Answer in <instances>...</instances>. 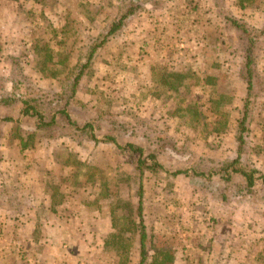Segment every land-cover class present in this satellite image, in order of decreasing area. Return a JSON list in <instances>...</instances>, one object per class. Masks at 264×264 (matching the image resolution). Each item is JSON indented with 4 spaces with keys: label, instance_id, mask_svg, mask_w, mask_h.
Here are the masks:
<instances>
[{
    "label": "rangeland",
    "instance_id": "rangeland-1",
    "mask_svg": "<svg viewBox=\"0 0 264 264\" xmlns=\"http://www.w3.org/2000/svg\"><path fill=\"white\" fill-rule=\"evenodd\" d=\"M131 3L143 9L97 50L73 95L91 47ZM227 17L256 38L250 93L243 78L246 37ZM0 27L10 33L0 41V95L42 91L54 100L46 113L57 117L53 128L35 132L32 119L2 122L20 115L0 111V183L68 185L70 234L61 249L67 264L140 263L143 183L146 264L194 262L191 251L216 226L212 210L225 203L219 196L229 187L218 175L195 174H217L238 157L246 104L250 123L242 161L264 175V0H0ZM172 27L179 29L177 38ZM132 33L148 39L127 35ZM164 35L168 43L161 42ZM64 109L80 124L96 121L121 146L135 143L146 155L156 154L165 170L147 171L141 182L134 157L85 134H70L59 112ZM31 133L34 145L24 150L19 137L27 141ZM185 170L189 176L173 175ZM58 189L52 187L57 201ZM3 190L2 212H20L19 194ZM262 211L250 226L264 229V206ZM92 212L101 213L107 234L95 237L90 251L81 233L96 229V221L87 219ZM0 234L1 241L6 235ZM9 260L26 259L13 251Z\"/></svg>",
    "mask_w": 264,
    "mask_h": 264
},
{
    "label": "crops",
    "instance_id": "crops-1",
    "mask_svg": "<svg viewBox=\"0 0 264 264\" xmlns=\"http://www.w3.org/2000/svg\"><path fill=\"white\" fill-rule=\"evenodd\" d=\"M172 28L178 29V27ZM178 31L179 29L176 31V38ZM165 33L168 34L167 31ZM127 35L145 41L148 39V36H141L139 33ZM7 37H10V33H4L3 27H0V41H5ZM168 40L169 36L164 35L161 42L168 43ZM24 180L27 181V178ZM52 187L59 188L58 201ZM0 189H5L4 194L6 190L15 191L19 194L18 201L22 205L20 212L8 209L5 213L0 206V224L5 222L4 226H0V233L6 235L0 241V264H14L9 260L13 251H16L17 258L26 259L17 260L16 264H67L66 253L61 249L63 243L68 241L70 234L65 216V199L70 193L68 185L65 183H0ZM86 194L89 196L88 193ZM256 201L259 202L252 197L235 198L221 203V207H215L212 215L218 219L217 224L200 236L199 245H195L191 251L194 262L187 264H264V244L261 240L264 229L249 225L250 222L257 224L259 217L263 215V211L261 212L263 205L260 202L261 207L252 204ZM55 205L56 211L53 210ZM90 214L92 216L88 215L87 219L96 221V229L88 226L84 231L86 235L83 236L82 232L81 236L85 249L93 251L95 237L104 238L107 231L104 230L105 221L101 213Z\"/></svg>",
    "mask_w": 264,
    "mask_h": 264
},
{
    "label": "trees",
    "instance_id": "trees-1",
    "mask_svg": "<svg viewBox=\"0 0 264 264\" xmlns=\"http://www.w3.org/2000/svg\"><path fill=\"white\" fill-rule=\"evenodd\" d=\"M143 8L140 4L131 3L128 9L125 10V13L121 15L117 20L112 22L110 26L107 28L105 36L100 43H97L91 47L90 53L87 57V62L83 66L82 70L76 76L73 86V95H75L78 85L84 76V73L87 68L90 67L92 59L96 54L97 50L101 48L109 38L117 35L125 26L126 20L137 14ZM226 20L231 23L235 28L239 29L243 35L246 37V49H245V63H244V71L243 78L246 82L248 92L250 93L256 82V74H255V57H256V48L257 42L256 38L253 36L252 30L248 27L237 21L233 18H226ZM36 92V93H35ZM72 95V97H73ZM49 101V102H48ZM48 102V103H47ZM54 100L49 99V97L43 93L42 91H38L35 89H29V92L26 94H15V93H4L0 95V111H13L16 110L19 112L20 118H6L1 119L2 122H17L21 123L23 119H32L35 124V129L45 130L51 129L56 125L57 117L55 114L51 117L46 113V110L53 107ZM52 105V106H51ZM68 108V104L66 105ZM61 114H64L66 117V121L69 126L72 127L70 129L71 133H82L85 134L91 141L99 144H112L115 145L119 150L125 151L130 156L134 157L133 159L137 171L140 174V180L142 182L144 174L148 172H158L160 169H164V167L157 161L156 154L146 155V150L142 146H138L135 143H127L125 146H121L119 144L118 138L112 134L106 133L103 134V127L100 126L96 121L86 122L84 124H80L71 119L68 112L64 109L63 111H59ZM250 121V113L248 105L246 104L244 115L239 124L238 131V157L230 162L224 164L217 174L211 173L210 175L195 174L196 177H212L214 175H218L223 181L228 185L227 191L222 192L220 194V199L222 202H228L229 200L235 198H247L252 197L257 199L264 206V175L261 174L257 169L252 168L250 165L245 164L242 161V155L245 153L246 146V136L249 131L248 125ZM74 132V133H72ZM36 138V133H31L28 135L27 141L23 139V137H19L22 148L24 150H28L34 144V140ZM145 138V136H144ZM32 141V142H31ZM174 150H177L175 145L173 146ZM137 156L139 157L138 159ZM151 161V163H150ZM190 172L185 171H176L173 173L175 176L184 175L189 176ZM240 182H237L238 180ZM229 191V193H227ZM231 192V194H230ZM140 204H139V217L141 223V261L139 264H146V248L145 241L147 239L146 227L144 225V217H143V183H140Z\"/></svg>",
    "mask_w": 264,
    "mask_h": 264
}]
</instances>
